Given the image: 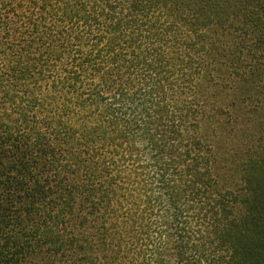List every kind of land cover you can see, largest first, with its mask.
<instances>
[{"label": "trees", "instance_id": "1", "mask_svg": "<svg viewBox=\"0 0 264 264\" xmlns=\"http://www.w3.org/2000/svg\"><path fill=\"white\" fill-rule=\"evenodd\" d=\"M261 1L0 0V264H264V147L228 186L200 128Z\"/></svg>", "mask_w": 264, "mask_h": 264}, {"label": "rangeland", "instance_id": "2", "mask_svg": "<svg viewBox=\"0 0 264 264\" xmlns=\"http://www.w3.org/2000/svg\"><path fill=\"white\" fill-rule=\"evenodd\" d=\"M254 13L264 16V0L248 12ZM202 83L210 96L204 102L201 133L211 143L219 169L223 166L224 183L233 186L240 167L234 154L255 155L264 147V88L253 78H235L226 70L213 72Z\"/></svg>", "mask_w": 264, "mask_h": 264}]
</instances>
